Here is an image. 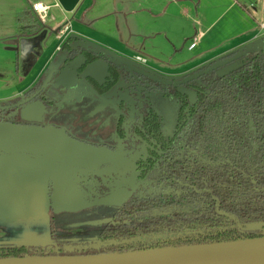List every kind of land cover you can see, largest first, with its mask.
I'll use <instances>...</instances> for the list:
<instances>
[{
    "label": "trees",
    "instance_id": "1",
    "mask_svg": "<svg viewBox=\"0 0 264 264\" xmlns=\"http://www.w3.org/2000/svg\"><path fill=\"white\" fill-rule=\"evenodd\" d=\"M44 28L32 7L18 16L21 39L38 35ZM76 44L77 39L69 38L60 48L59 55H66L64 64L82 58L80 75L97 61L109 68L102 83L86 78L96 95L125 86L137 101L134 122L126 130L123 113L117 136L140 151V177L167 185L170 193L156 198L130 197L105 227L103 241L114 244L101 249L103 252L73 253L64 244L0 246V260L121 254L264 237V46L257 48L258 43L230 54L179 80H154L129 73L102 50ZM238 53L242 56L237 69L219 77V69L214 67ZM44 80L25 97L35 96L32 100L52 108L53 101L41 90ZM180 88L193 92L194 102ZM156 98L176 105V120L169 133L155 107ZM166 211L171 214L160 215ZM162 235L165 237L155 239Z\"/></svg>",
    "mask_w": 264,
    "mask_h": 264
},
{
    "label": "rangeland",
    "instance_id": "2",
    "mask_svg": "<svg viewBox=\"0 0 264 264\" xmlns=\"http://www.w3.org/2000/svg\"><path fill=\"white\" fill-rule=\"evenodd\" d=\"M44 2L45 5H51L48 12L49 23L60 24L56 29L68 26L70 22H76L75 14L78 10L64 13L60 8L54 7L53 0H44ZM136 2L143 5L146 3L153 13L161 12V14L165 12V8L170 9L173 6L172 4L169 6V0H136ZM233 2H236L235 8L232 6ZM250 3H255L256 9L251 8L248 13L244 7ZM188 7L193 18L189 19L190 23L188 22L185 27L179 20L186 18V16L181 17V12V14L177 13L180 17L175 20L166 15L161 21L156 23L152 21V31L146 32L150 34L149 40L140 39L137 41L140 45L135 46L136 50L131 48L134 52L133 56H139L146 61L143 67L154 68L164 74L184 72L190 66L217 61L231 47L250 40L253 36L258 38L252 39L250 47H257L256 44L260 43L257 48H263L264 29H261V25L264 23V0H195V3ZM197 15L202 22L198 26L195 22ZM213 24L214 30L205 41L206 45H199L195 51H189L193 37L199 40L196 33ZM251 26L253 29L250 28ZM106 33L105 30L103 37ZM52 39L55 40L54 36ZM177 40L180 41L179 44ZM49 45L47 54L56 50L58 42L52 43L50 47ZM244 46L239 49L244 47L242 49L244 51L249 48ZM116 47L127 49L128 52L126 47L122 48L118 45ZM132 60L141 64L135 58ZM40 61L31 74L23 78L13 71L15 64L13 55L0 51V106L14 105L19 97L25 95L19 96L29 89L40 69L42 73L48 69L46 74H50L54 71L58 60L51 65L52 59L46 67H42ZM41 78H45L43 74L38 81ZM58 82L66 90L62 95H58L59 98L51 96L54 100V109L44 113L42 126L63 129L74 139L86 144L125 151L124 140L117 136L120 116L126 114L124 122L126 130L137 116V101L125 86L107 95L98 96L83 78H77L75 72L69 71ZM53 86L54 84L49 86L50 90ZM46 95L50 93L47 92ZM22 98L24 96L20 99ZM154 104L162 117L164 128L170 129L176 120L175 103L164 98H156ZM128 153L124 163L113 173L99 177L80 174L81 179L86 182L87 198L74 187L69 190L56 184L37 161L0 157V246L45 247L67 243V238H71L70 244L64 245L63 248L73 252L76 249L73 246L76 244L72 243L81 242L79 238L88 234L96 238L94 234L96 230L112 218L114 212L130 198L134 189L146 185V181H140L138 178L139 171L136 169L140 151H128ZM103 186L107 188L104 192L109 191V193L99 196L98 188ZM162 192L166 190L151 189L149 195H158ZM54 228L55 235H53ZM112 244L114 243L101 244L98 249L101 250Z\"/></svg>",
    "mask_w": 264,
    "mask_h": 264
},
{
    "label": "water",
    "instance_id": "3",
    "mask_svg": "<svg viewBox=\"0 0 264 264\" xmlns=\"http://www.w3.org/2000/svg\"><path fill=\"white\" fill-rule=\"evenodd\" d=\"M30 1L34 3L43 0ZM55 1L65 13H73L81 3V0ZM58 31L59 29L56 31L45 27L38 35L20 39V45L17 50L21 52L22 56L28 57L26 59L24 57L21 58L22 70L27 69V72H22L23 76L29 72L32 65L43 54L44 44H46L47 39L51 40L52 36L56 39ZM32 45H38V48L33 50ZM30 46L32 51L27 52L25 49ZM76 46L101 50L80 42H77ZM247 49H252V47ZM31 52H33V55H30ZM106 55L119 65L124 66L129 73L140 74L154 80L157 79L125 60L115 58L108 53ZM241 56L242 54L238 53L230 59L219 62L214 67V69H219L217 75L223 77L237 69L239 66L238 60ZM29 57L33 58L31 64L27 60ZM65 59L66 55L61 56L59 53L55 55L51 65L58 60L57 64L54 66L52 73L46 74L48 69L43 72L45 80L41 90L47 89L50 85L54 84V88L62 87V92H65V87L60 86L61 84L58 81H60L67 71L75 72L76 77L83 78L85 82L86 78L90 77L102 83L108 74L109 68L103 61L91 64L80 75L79 70L83 65V59L79 58L67 65L64 64ZM179 91L187 94L191 102H194L196 95L193 92L184 88H180ZM31 100L32 98L11 106H0V112L4 113L5 111L23 106L21 119L25 122L39 124L43 121L44 107L38 103H31ZM128 154V152H123L122 150L117 151L107 147L86 144L71 137L67 131L54 126L17 125L0 122V157L37 161L56 184L69 190L71 187H74L85 198H87V192L80 185V174L102 176L113 173L124 163ZM0 264H264V237L121 254L2 259L0 260Z\"/></svg>",
    "mask_w": 264,
    "mask_h": 264
},
{
    "label": "crops",
    "instance_id": "4",
    "mask_svg": "<svg viewBox=\"0 0 264 264\" xmlns=\"http://www.w3.org/2000/svg\"><path fill=\"white\" fill-rule=\"evenodd\" d=\"M53 1L55 2L54 7L60 8L59 5L56 6L57 5L56 1L55 0ZM41 2L45 4L44 0ZM169 2H170L169 6L171 4L173 6L170 9L165 8L164 9L165 12L161 14V12L153 13L150 6H147L146 3L144 5L140 3L137 4L136 0H81V3L83 5L80 8L79 7L76 8V10H78V12L75 14L76 22L68 23L69 24L68 32L62 36V41L58 42V46L56 47V50L52 53L50 52L49 54H47L48 45L49 44L51 45L52 43L55 44V41H53V39L51 40L47 39L46 44H44L43 54L41 55V57L37 59L35 64L32 65L29 72L23 76L22 72L23 73L27 72V69L25 68V70L24 69L22 70L21 58H23L24 56H22L21 52L17 50V48H19L20 45L19 42L21 39L17 31L18 16L24 10L30 9L32 7V2L30 0H0V26H1L0 51H4L6 53H10L11 55H13V59L15 62L13 66L14 73L17 74V76L27 78L31 74L32 70L38 65L40 60L42 61V67L43 66L46 67L47 64L52 61L53 57L57 54V52L60 50L62 45L69 38H75L77 39V42L85 43L93 47L99 48L115 58L129 62L131 65L137 67L139 70L148 73L151 77L153 76L157 79L164 78L167 80H172V79L179 80L193 73L194 71L204 66H207L208 64L216 60L208 62L207 64L201 63L195 66H190L189 68H187V71L184 72L164 74L161 73L160 71H157L154 68L143 67L144 64L146 65V61L142 60L139 56H133L132 54H134V52L131 51L132 50L131 48H133V50H136L135 46L140 45V42H137L140 39L141 40L150 39V34L146 32L152 31L151 29V26L153 25L152 21H155V23L158 22L159 20L161 21L164 17H166V15L173 17L175 20L178 19V16L180 17L179 14L182 13L181 15L182 18L183 16H186V18L184 17L183 19H179L182 21L183 26L185 27L188 22L190 23L189 19H192L193 17L191 14V9L188 7V5L191 6L192 4H194L195 0H169ZM186 4L187 6H185ZM254 4L255 3H250L247 7H244V9L249 13L251 8L256 9V6ZM235 5L236 2H233L232 6L234 7ZM46 6H49L51 8V5L46 4ZM196 6L199 7V5L197 4ZM49 21H50V17L48 15L47 22L46 24H44V26L51 30L57 31L59 28L56 29V27L60 26V24L54 25L55 22L49 23ZM195 22L197 26L202 23L200 21L199 15H197ZM250 28L253 29V26H251ZM105 30L107 33L105 37H103ZM213 30H214V24L208 26L206 29L202 28L200 30V33H196L198 34L197 36H199V40H197L196 39L197 37L194 36L193 40L191 41V44L197 42L196 48L190 50L189 49L191 46L190 45L188 48L189 51H195L199 47V45H203V44L206 45L205 41H207L208 36L212 33ZM31 37H27V38H31ZM182 38H180V41H182ZM257 38H258L257 36H253L250 40H246L234 47H231V49H229L227 53L219 57V59L228 56L230 54L242 51V49L245 47L244 45L250 47V42L252 41V39L255 40ZM180 41L177 40L176 41L177 44H179L178 42ZM117 45L122 48L125 47L128 48V52L126 51L127 49H117L116 47ZM242 46L244 47L242 49H239ZM32 47L33 50H35L38 48V45L35 46L32 45ZM25 50L27 52L30 51L31 46L29 48L27 47ZM30 55H33V52H31ZM131 57L135 58L136 61L140 62L141 64H138L135 61H133ZM26 58L28 57L25 56L24 59ZM27 60H29V64H31L33 58L29 57V59ZM41 71L42 69H40V71L38 72V75L31 83L29 89L20 93L19 96L25 94L28 90L32 89L35 86V84L41 77V74H43Z\"/></svg>",
    "mask_w": 264,
    "mask_h": 264
},
{
    "label": "flooded vegetation",
    "instance_id": "5",
    "mask_svg": "<svg viewBox=\"0 0 264 264\" xmlns=\"http://www.w3.org/2000/svg\"><path fill=\"white\" fill-rule=\"evenodd\" d=\"M36 86V85H35ZM34 86V87H35ZM31 90V89H30ZM29 91V90H28ZM27 91V92H28ZM45 91L46 92H48V93H50V95H46L49 99H51L52 101H53V103H54V100L52 99V97H56V98H59L58 97V95H62L64 92H62V87L61 88H51V90H50V88L48 87L47 89H45ZM26 92V93H27ZM25 93V94H26ZM45 93V92H44ZM24 96V98H23V100L22 99H20L21 97H23ZM23 96H21V97H19V100L15 103V104H18V103H21V102H23V101H26V100H28V99H30V98H28V97H25V95H23ZM52 96V97H51ZM35 96H33V97H31V98H34ZM31 103H38V102H41L40 100H38V99H34V100H32V101H30ZM39 105H42L43 107H44V113L45 112H50L51 110H53L54 109V106L51 108V107H49V108H47V107H45V105L41 102V103H38ZM22 108H23V106H20V107H18V108H14L13 110H11L10 111V113H8V114H5V113H2V115H0V117L2 118V119H4L3 121L4 122H8V123H12V124H17V125H38V126H42V122L41 123H39V124H37V123H29V122H25V121H23L22 119H21V110H22ZM44 113H43V117H44ZM172 128V127H171ZM171 128L170 129H165V131H166V133H169L170 131H171ZM125 144H126V149H125V151H131V152H134V151H137L136 149H135V147H134V144L133 143H126L125 142ZM131 147V149H130V147ZM110 149H112V150H116L115 148H113V147H109ZM129 148V149H128ZM133 148V149H132ZM123 151V150H122ZM125 151H123V152H125ZM139 158H140V155H139ZM136 165H137V161H136ZM137 170H138V168H136ZM139 171V170H138ZM140 174H141V172L139 171V176H138V178L140 179V181H146V185L144 186V187H139V188H135L134 189V192H133V194L130 196V197H132V196H136V197H145V198H156V197H159V196H161V195H166V194H168V193H170V191H169V189L165 186V185H155L150 179V177L149 176H147L146 178H144V179H142L141 177H140ZM91 176H95V175H91ZM96 177H99V176H96ZM150 178V179H149ZM81 181L83 182V186H82V188L84 189V190H86V192H87V189H86V182L85 181H83L82 179H81ZM156 188H161V189H163V190H166V192H162L161 194H158V195H156V194H154V195H149V192H150V190L152 189H156ZM99 190L97 191V192H99V196L101 195V196H103V195H105V193H109V191H107V192H104V190H107V188L105 187V186H103L102 188H98ZM87 194H88V192H87ZM96 197H98V196H96ZM124 204V203H123ZM119 209V208H118ZM117 209V210H118ZM116 210V211H117ZM116 211L114 212V214L116 213ZM182 211H187V210H182ZM114 214H113V216H114ZM168 214H171V211H166V212H162V213H160V215H168ZM113 216H112V218L109 220V221H107L106 223H104V225H102V227L100 228V229H98V230H96V232L94 233V234H96V238L94 237V236H90V234H88V235H85L83 238H79V239H81L80 241L81 242H79V243H76V242H74V243H72V244H76V245H74L73 247L74 248H76V249H74V251H73V253H78V254H89V253H91V254H94V253H98V252H103L102 250H99L98 248L100 247V245L102 244H107L108 243V241H103V239H104V231H105V227L113 220ZM157 238H155V239H158V238H163V237H165V235H162V236H156ZM99 239V240H98ZM67 243H64V245H66V244H70V240H71V238H67ZM91 240V241H90ZM149 240V239H148ZM63 245V246H64ZM111 246V245H110ZM110 246H107V247H110ZM77 247H79V248H77ZM110 248H112V247H110ZM70 251V250H69ZM106 252V251H105Z\"/></svg>",
    "mask_w": 264,
    "mask_h": 264
},
{
    "label": "built area",
    "instance_id": "6",
    "mask_svg": "<svg viewBox=\"0 0 264 264\" xmlns=\"http://www.w3.org/2000/svg\"><path fill=\"white\" fill-rule=\"evenodd\" d=\"M58 6V4L56 5ZM32 9L37 14L38 18L43 24H46L48 19V11L51 9L49 6H46L43 2H34L32 3ZM261 29H264V23L261 25ZM68 32V26H61L59 28L57 37L55 39V42L62 41V36ZM196 48V43H192L190 46V50H193Z\"/></svg>",
    "mask_w": 264,
    "mask_h": 264
}]
</instances>
